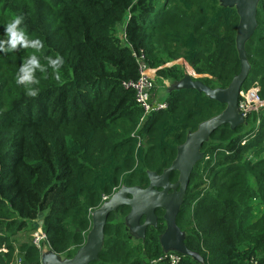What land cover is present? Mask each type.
Returning <instances> with one entry per match:
<instances>
[{
	"label": "trees",
	"instance_id": "1",
	"mask_svg": "<svg viewBox=\"0 0 264 264\" xmlns=\"http://www.w3.org/2000/svg\"><path fill=\"white\" fill-rule=\"evenodd\" d=\"M14 16L24 18L29 39L43 41L36 53L41 64L49 56L64 59L59 81L50 70L46 79L36 73L33 98L16 76L35 50L0 53V264L17 257L41 264L33 242L16 240L32 231L33 221L41 217L51 248L73 257L105 195L124 185L146 187L148 170L163 172L188 132L225 109L188 89L172 93L167 108L145 119L137 91L124 84L141 77L138 55L160 83L188 72L226 87L241 70L239 15L219 0H0V41ZM258 23L247 43L252 70L242 92L257 83L264 99V0ZM180 59L185 67L166 65ZM159 91L155 84L154 107ZM246 118L235 129L222 125L204 144L183 205L186 243L204 264H264V109ZM129 211L110 216L104 249L91 264H170L158 260L165 211H158V228L138 242L123 220ZM180 264L201 263L183 256Z\"/></svg>",
	"mask_w": 264,
	"mask_h": 264
},
{
	"label": "water",
	"instance_id": "2",
	"mask_svg": "<svg viewBox=\"0 0 264 264\" xmlns=\"http://www.w3.org/2000/svg\"><path fill=\"white\" fill-rule=\"evenodd\" d=\"M222 6L235 8L239 15L236 45L241 60V70L226 87H211L185 72L181 79H161L160 98L165 101L172 93L196 89L204 92L210 99L225 105V109L201 122L195 131H189L186 140L178 146L177 156L163 172L148 170L149 186L124 185L92 213V227L85 243L73 257L58 254L48 241H44L41 251V264H91L100 259L105 246L106 226L110 216L121 208H130L124 217L129 234L138 242L145 240L149 226L158 227V210L165 211L166 230L160 236V244L166 259L171 253L190 256L204 264V256L189 248L186 243L188 234L178 225L186 208L187 193L191 185L195 167L204 159V144L219 131L222 125L230 124L232 129L247 124V116L241 110L242 89L248 80L252 65L247 54V43L258 28V9L261 0H219ZM161 91H163L161 93ZM167 93L165 97L163 93ZM178 172L177 181L170 176ZM43 223V220L40 221ZM47 243V245L45 244Z\"/></svg>",
	"mask_w": 264,
	"mask_h": 264
},
{
	"label": "clouds",
	"instance_id": "3",
	"mask_svg": "<svg viewBox=\"0 0 264 264\" xmlns=\"http://www.w3.org/2000/svg\"><path fill=\"white\" fill-rule=\"evenodd\" d=\"M24 22L22 16H14L5 25V34L7 39L0 41V53L15 52L18 49H34L35 51L28 56V58L20 66L19 72L16 76V84L22 85L25 88L26 95L29 97H36L39 94L40 83L39 78L36 76L37 72L45 74L51 71L53 78L57 81L61 79L60 70L64 65L62 56L57 55L55 58L46 57V64H41L40 58L36 53L40 52L44 47V43L40 39H29L21 27Z\"/></svg>",
	"mask_w": 264,
	"mask_h": 264
},
{
	"label": "built area",
	"instance_id": "4",
	"mask_svg": "<svg viewBox=\"0 0 264 264\" xmlns=\"http://www.w3.org/2000/svg\"><path fill=\"white\" fill-rule=\"evenodd\" d=\"M139 58V64H140V71H141V77L138 81H131V82H125L126 87H132L137 91V97L140 104L144 107L146 111L145 119L149 116L150 112L159 111L162 109L167 108L166 101H159L157 105L154 107L152 103V94L155 87V78L152 76H155L156 70L149 68L145 63V56L142 53L141 55H138ZM174 62L166 64L167 66H171ZM181 63V62H180ZM151 71L152 76L146 72ZM259 92V89H258ZM256 91V89H251L247 91L246 100L240 101V107L244 115L248 116L249 113L252 111H260L261 107L260 105L263 104V102L260 100V96ZM245 97V92H242V98ZM143 119V120H145ZM117 190L115 189L113 193H115ZM113 195V194H112ZM111 195V196H112ZM110 195L104 196L103 203L108 200ZM43 223H39L40 229L38 232H36L33 235V244H35L39 249L42 248L43 241H48V235L44 231L42 227ZM49 243V242H48ZM182 254L179 253H171L169 257L166 259V255L161 256L158 260L166 259V261H169L170 264H180L183 259ZM155 260L154 262H156ZM12 264H25V261L21 257H17Z\"/></svg>",
	"mask_w": 264,
	"mask_h": 264
},
{
	"label": "rangeland",
	"instance_id": "5",
	"mask_svg": "<svg viewBox=\"0 0 264 264\" xmlns=\"http://www.w3.org/2000/svg\"><path fill=\"white\" fill-rule=\"evenodd\" d=\"M184 59H180V60H178V61H176V62H174L171 66H173V65H180V66H182V67H185L184 65H185V63L184 62H182ZM181 62V63H180ZM147 73H149L151 76H152V72L151 71H148V72H146L145 74H147ZM153 78H155V84H156V86L158 87V89H159V87L161 88V86H162V84L160 83V82H158V80H157V78H158V76H157V74H155V76H152ZM251 89H256V91L258 92V89H260L259 88V86H258V84L257 83H255L253 86H251L250 88H248V89H246L245 90V97H243V98H241V100H243V101H245L246 100V96H247V91L248 90H251ZM163 91H161V93H162ZM159 93H160V91H159ZM164 94V96L166 97L167 96V93L165 92V93H163ZM260 100L263 102V104H261L260 105V107H261V110L260 111H258V112H261L263 109H264V99H261L260 98ZM253 112V111H252ZM152 114H153V112H150V114H149V116H148V118H150L151 116H152ZM250 114V113H249ZM264 208V206H262V209ZM189 212V211H188ZM40 221H42V218L40 217L38 220H36V221H33L32 223H31V228H32V231H25V232H22V233H20L19 235H17L16 236V240H17V243L19 244V243H23V242H33V235L36 233V232H38V230L40 229V226H39V223H40ZM183 221H184V219H183ZM183 228L184 229H187L188 230V228H189V223H187V224H185L184 222H183ZM44 242V241H43ZM46 245H47V243H45Z\"/></svg>",
	"mask_w": 264,
	"mask_h": 264
},
{
	"label": "flooded vegetation",
	"instance_id": "6",
	"mask_svg": "<svg viewBox=\"0 0 264 264\" xmlns=\"http://www.w3.org/2000/svg\"><path fill=\"white\" fill-rule=\"evenodd\" d=\"M170 178H171V176H170ZM176 181H177V180H176ZM172 182H175V181L172 180ZM147 186H149V184H148ZM147 186H146V187H147ZM158 211H159V210H158ZM158 211H157V213H158ZM129 212H130V211H129ZM129 212H128V213H129ZM184 215H185V214H184ZM183 218H184V216H183ZM159 220H160V219H159ZM165 223H166V221H165ZM158 225H159V223H158ZM178 225L182 228V230L186 231V229H184L183 226H182V225H183V222H180V220H179V221H178ZM149 228H155V227H153V226H149L148 229H149ZM157 228H158V227H157ZM157 228H156V229H157ZM166 228H167V224H166ZM166 228L164 229V231L166 230ZM164 231H163V232H164ZM163 232H161L159 236H161ZM186 232H187V231H186Z\"/></svg>",
	"mask_w": 264,
	"mask_h": 264
},
{
	"label": "crops",
	"instance_id": "7",
	"mask_svg": "<svg viewBox=\"0 0 264 264\" xmlns=\"http://www.w3.org/2000/svg\"><path fill=\"white\" fill-rule=\"evenodd\" d=\"M248 117V116H247ZM23 243H26V242H23ZM18 244V243H17ZM19 244H21V243H19Z\"/></svg>",
	"mask_w": 264,
	"mask_h": 264
},
{
	"label": "bare ground",
	"instance_id": "8",
	"mask_svg": "<svg viewBox=\"0 0 264 264\" xmlns=\"http://www.w3.org/2000/svg\"><path fill=\"white\" fill-rule=\"evenodd\" d=\"M244 88V87H243ZM243 90V89H242ZM242 92V91H241Z\"/></svg>",
	"mask_w": 264,
	"mask_h": 264
}]
</instances>
